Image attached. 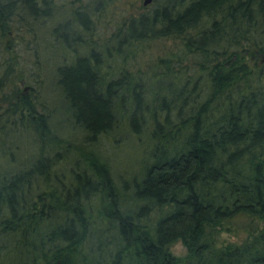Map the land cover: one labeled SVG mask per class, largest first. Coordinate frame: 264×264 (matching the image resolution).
Listing matches in <instances>:
<instances>
[{
    "label": "trees",
    "instance_id": "1",
    "mask_svg": "<svg viewBox=\"0 0 264 264\" xmlns=\"http://www.w3.org/2000/svg\"><path fill=\"white\" fill-rule=\"evenodd\" d=\"M151 1L102 43L83 41L89 8L73 10L78 29L53 27L63 46L86 47L54 72L84 133L73 148L20 88L14 56L0 61V264H264V0ZM112 2L98 0V14ZM49 6L0 0L3 49L19 12ZM168 38L149 70L125 65ZM123 120L133 135L149 128L129 177L92 146ZM24 135L34 153L17 167L7 142ZM178 241L184 257L170 251Z\"/></svg>",
    "mask_w": 264,
    "mask_h": 264
},
{
    "label": "rangeland",
    "instance_id": "2",
    "mask_svg": "<svg viewBox=\"0 0 264 264\" xmlns=\"http://www.w3.org/2000/svg\"><path fill=\"white\" fill-rule=\"evenodd\" d=\"M98 0H50L49 16L32 17L27 13H21V21L16 18L11 22L8 42L9 48L3 49L4 40L0 45V61L6 57L14 56L13 68L16 73L15 78H20L19 86L24 92L36 95V107L39 111L48 115L52 127L67 140L70 146L81 143L84 133L79 127H75L65 114V105L58 94L55 82V68L57 65L71 61L75 54L83 53L86 47L78 45L75 48H68L55 37L53 27L63 23H73L71 17L73 10H83L89 8L93 11L92 18L96 22L95 28L90 35H82L87 44L105 40L116 29L122 19V14L130 15L148 10L152 1L143 4V0H115L106 10L99 13ZM59 26V25H58ZM62 26V25H61ZM76 29L77 26H75ZM107 37V38H106ZM102 38V39H101ZM98 43V42H97ZM174 41L168 39H158L150 42L138 56L139 62L133 64L129 61L125 64L129 69L149 70L156 56L166 54L172 49ZM250 57L247 55L246 60ZM184 63V62H183ZM114 65V64H113ZM1 103V102H0ZM3 107L6 103L2 102ZM119 121L116 128L109 135H101L92 143L93 149L101 153L103 158L109 163L112 171L119 177H129L136 173L138 167L146 157V146L149 128H145L140 135H133L124 123ZM24 135L23 140H15L6 148L5 158L13 155L12 163H17V167L24 163L28 155L34 153L30 149L29 139ZM8 140V139H6ZM20 160V161H18ZM3 161L2 159L0 160ZM21 162V163H20ZM4 164V163H3ZM1 164L3 167L4 165ZM7 164V163H6ZM9 165V164H8ZM243 238V234L234 236L227 232L219 234L221 242H236ZM170 251L177 257H184L186 249L181 242H175Z\"/></svg>",
    "mask_w": 264,
    "mask_h": 264
},
{
    "label": "water",
    "instance_id": "3",
    "mask_svg": "<svg viewBox=\"0 0 264 264\" xmlns=\"http://www.w3.org/2000/svg\"><path fill=\"white\" fill-rule=\"evenodd\" d=\"M151 0H143V4H147L148 2H150Z\"/></svg>",
    "mask_w": 264,
    "mask_h": 264
}]
</instances>
